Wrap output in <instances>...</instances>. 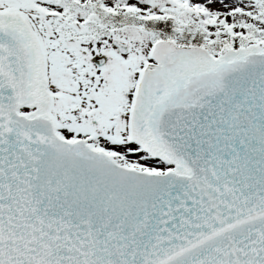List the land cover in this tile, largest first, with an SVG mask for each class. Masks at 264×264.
Returning <instances> with one entry per match:
<instances>
[{"label":"snow or ice","instance_id":"6c2138e0","mask_svg":"<svg viewBox=\"0 0 264 264\" xmlns=\"http://www.w3.org/2000/svg\"><path fill=\"white\" fill-rule=\"evenodd\" d=\"M0 264H264V0H0Z\"/></svg>","mask_w":264,"mask_h":264}]
</instances>
